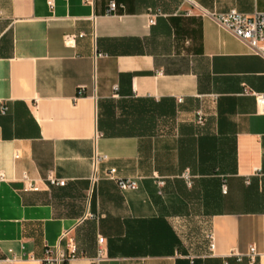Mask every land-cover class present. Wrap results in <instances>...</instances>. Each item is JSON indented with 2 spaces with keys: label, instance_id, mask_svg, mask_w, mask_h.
Wrapping results in <instances>:
<instances>
[{
  "label": "crops",
  "instance_id": "1",
  "mask_svg": "<svg viewBox=\"0 0 264 264\" xmlns=\"http://www.w3.org/2000/svg\"><path fill=\"white\" fill-rule=\"evenodd\" d=\"M230 8L264 0H0V264L68 239L91 264L97 235L96 264H264V114L242 93L264 60L208 14Z\"/></svg>",
  "mask_w": 264,
  "mask_h": 264
},
{
  "label": "built area",
  "instance_id": "2",
  "mask_svg": "<svg viewBox=\"0 0 264 264\" xmlns=\"http://www.w3.org/2000/svg\"><path fill=\"white\" fill-rule=\"evenodd\" d=\"M88 1V0H86ZM47 4L50 6L51 2L47 1ZM115 2L109 1L108 9L114 10ZM196 8L197 14L203 15L206 13L202 8L193 5ZM187 14L192 13L191 9L186 10ZM218 21V23L227 29L234 37L243 41L248 48L250 49L251 53L254 55L259 56L264 60V12L255 11L251 15H245L235 8H230L225 12L222 13H208ZM153 23V19H148V24ZM74 35L73 34H65L63 36V42L65 44L71 43L73 41ZM116 86L114 85V89ZM242 93L245 95H250L253 98L256 111L259 114H264V92H256L250 89L243 88ZM7 110V106L4 103H0V114H4ZM195 121L198 125H203L204 118L202 113L197 110L195 113ZM105 159V155H98L94 154L92 157V167L93 172L90 176V184H93L96 180L94 175V167L95 163L99 160ZM182 179L184 180L186 186H189L190 175L187 171H184L181 174ZM23 180L24 189L25 190H36V187L30 183L27 176L25 174L21 175ZM106 178L113 183L115 188L119 193H122L127 190H135L137 188V181L133 178H121L116 176L115 169L109 168L106 173ZM4 180V175L0 172V182ZM52 183H56L58 185L63 184V180L61 179H50ZM158 186L163 184L161 179L156 181ZM222 193H225L226 187L224 184L221 185ZM207 240V248L209 250V255L213 254V247L214 242L211 233L206 234ZM61 238V237H60ZM104 238L101 235L96 236V251L95 257L91 260V264H96V262L104 255V248H103ZM78 255L77 247L73 240L68 239L64 247L59 246L58 242L51 246H45L43 248L42 254L39 258V264H67L70 259L75 258ZM248 256L249 260L253 261L254 256V247L250 245L248 247ZM222 264H226L225 261Z\"/></svg>",
  "mask_w": 264,
  "mask_h": 264
},
{
  "label": "rangeland",
  "instance_id": "3",
  "mask_svg": "<svg viewBox=\"0 0 264 264\" xmlns=\"http://www.w3.org/2000/svg\"><path fill=\"white\" fill-rule=\"evenodd\" d=\"M194 235L192 234L191 238H182L183 241V245L185 247L189 248V245H191V247H193L194 245H199V244H203V239L199 238V236L197 237H193Z\"/></svg>",
  "mask_w": 264,
  "mask_h": 264
}]
</instances>
